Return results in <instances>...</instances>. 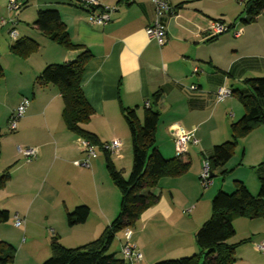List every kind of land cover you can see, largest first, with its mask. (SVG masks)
<instances>
[{
	"label": "crops",
	"instance_id": "0c3cea01",
	"mask_svg": "<svg viewBox=\"0 0 264 264\" xmlns=\"http://www.w3.org/2000/svg\"><path fill=\"white\" fill-rule=\"evenodd\" d=\"M10 1L0 0L4 68L0 177L9 175L0 186V210L10 216L8 222L0 223V241L18 243L32 253L27 261L16 264L45 262L52 256L54 238L66 248L94 242L120 213L121 193L108 170L105 152L96 147L91 168L77 166L86 154L82 138L64 123L61 93L56 85L36 84L47 66L74 62L86 50L92 57L85 66L82 88L94 110L86 128L101 144L121 141L120 151L111 153V160L125 177L132 171L133 147L124 109H137L140 121L148 108L159 111L156 145L167 159L175 158L173 138L179 130H194L199 140L182 158L191 161L189 171L162 178L150 191L158 201L132 228L131 242L143 255L137 264L200 253L196 235L212 215L213 198L220 190L233 192L235 181L259 195L264 175L263 125L240 140L230 162L215 171L210 187L202 186L200 175L204 159L212 156L216 145L231 139L232 124L245 115L236 94L218 102L217 92L226 88L250 93L246 81L264 77V15L244 23L245 3L238 0H168L178 13L166 21L168 41L161 47L146 34L155 19L151 0H100V8H115L106 26L92 25L79 0H17L22 5L17 17L9 9ZM42 10L58 11L72 42L82 48L67 50L37 30L34 23ZM210 20L242 29L243 34L235 38L230 31L210 40ZM14 29L16 39L10 35ZM24 38L39 44L26 58L11 51ZM193 86L197 89L192 90ZM24 99L30 101L27 112L16 134L9 135L10 116ZM18 147L36 148L38 157L28 163ZM82 205L90 209L88 219L70 226L68 213ZM16 214L24 219V227H15ZM233 224L236 234L229 243L237 244L236 264H264V252L255 248L264 242V218L238 217ZM121 234L117 250L126 241V231Z\"/></svg>",
	"mask_w": 264,
	"mask_h": 264
},
{
	"label": "trees",
	"instance_id": "16d2710c",
	"mask_svg": "<svg viewBox=\"0 0 264 264\" xmlns=\"http://www.w3.org/2000/svg\"><path fill=\"white\" fill-rule=\"evenodd\" d=\"M244 14V23H251L258 16L264 15V0L245 2ZM34 26L52 42L67 50L82 48L72 42L61 15L56 10L40 11ZM38 47L39 44L35 40L24 38L17 40L11 46V51L26 58ZM91 57V53L86 50L74 62L49 65L37 77L36 84L56 85L64 102L62 117L66 127L105 152L108 170L121 193L120 213L98 240L82 247L66 248L58 238H54L51 243L52 256L42 264H130L124 261L122 256L120 259L115 253L110 254L116 236L121 231H132L142 215L156 204L158 197L150 191L158 186L162 178L183 176L191 166L188 159L184 161L176 156L167 159L160 152L156 145L160 113L150 107L145 111L143 121H140L137 109H124L132 140L133 167L128 178L115 168L111 152L106 151L105 144H101L98 137L86 128L94 110L85 97L82 81L85 66ZM3 76L4 68L0 62V79ZM246 83L250 93L232 92L243 104L245 115L232 124L231 139L216 145L212 156L206 158L210 162L212 175L230 162L241 139L257 127L264 126V77L248 79ZM159 100L160 94L156 95V102ZM8 177L7 174L0 177V186ZM89 215L88 206H78L68 213V224L72 227L84 224ZM238 217L252 220L264 218V175L260 177L258 196H254L245 183L238 180L235 181L233 192L220 190L215 195L212 201V215L196 235L200 253L162 260L155 264H236L237 244H230L229 241L236 234L233 223ZM9 219V212L0 210V223H6ZM16 255L17 249L12 244L0 241V264H14Z\"/></svg>",
	"mask_w": 264,
	"mask_h": 264
},
{
	"label": "built area",
	"instance_id": "2783aa9c",
	"mask_svg": "<svg viewBox=\"0 0 264 264\" xmlns=\"http://www.w3.org/2000/svg\"><path fill=\"white\" fill-rule=\"evenodd\" d=\"M240 3H245L246 0H238ZM84 8L89 12V22L94 26H106L112 21V13L115 8L104 7L100 8V0H80ZM154 11L155 19L151 26L146 29V34L149 39L155 40L159 46L163 47L168 41V30H167V20L173 16H176L178 9L172 6L168 0H151ZM9 9L14 12L17 17L22 10V5L17 0H11L9 4ZM232 31L235 38H240L243 34L242 29H235L230 27L219 20H210L207 37L209 39L218 38ZM11 37L16 39L18 37L17 31L14 29L10 33ZM197 68L194 72H198ZM192 90H196L197 87H191ZM232 96V92L229 89L221 88L217 92V101L221 102ZM30 101L24 99L22 103L15 109L9 119L8 128L11 132H16L18 130V125L20 120L25 116ZM148 105V104H147ZM173 143L175 147V156L178 158H183L188 151L190 145L198 146L199 140L195 136L194 130L185 131L179 130L178 134L173 138ZM81 148L85 152L86 157L82 161H77L75 164L77 166H83L86 168H91V159L97 156L95 146L88 140L82 139ZM122 147V143L119 140H113L109 144L104 145V149L111 153L119 152ZM18 152L23 155L26 162L30 163L38 157V149L36 148H23L18 147ZM200 182L205 187L208 188L213 184L212 172L210 167V162L208 159H204L202 165V172L200 175ZM15 226L20 228L24 226L25 221L19 215H15ZM132 231L126 230V241L121 245L120 253L124 261L130 264L140 263L143 259V255L138 247L131 242ZM256 250L264 252V242L259 243L255 246Z\"/></svg>",
	"mask_w": 264,
	"mask_h": 264
},
{
	"label": "rangeland",
	"instance_id": "374dc122",
	"mask_svg": "<svg viewBox=\"0 0 264 264\" xmlns=\"http://www.w3.org/2000/svg\"><path fill=\"white\" fill-rule=\"evenodd\" d=\"M232 34H233V32H231ZM9 135H15L16 134V132H11L10 130H9V128H7V131H6ZM219 177V176H218ZM126 178H128V177H126ZM216 178H213V181L215 180ZM16 227V226H15ZM22 227H24V226H22ZM22 227H20V228H22ZM18 228V227H17ZM133 231V230H132ZM122 232V231H121ZM121 232L120 233H118L119 235L117 236V238H116V240L114 241V244H113V246H112V249H111V251H110V254H113V253H115L116 255H117V257L119 258V257H121V254H120V248H119V250H117V248H118V246H119V243H120V241H119V236L120 235H122L121 234ZM17 246H15V248L17 249V255H16V259H15V262H14V264H16L17 263V261H19V262H24V261H27L28 260V258L29 257H31V255H32V253L30 252V251H28V248H22V247H20L21 245H18V243H15ZM18 254H19V256H18ZM17 256H18V258H17Z\"/></svg>",
	"mask_w": 264,
	"mask_h": 264
},
{
	"label": "water",
	"instance_id": "95a60500",
	"mask_svg": "<svg viewBox=\"0 0 264 264\" xmlns=\"http://www.w3.org/2000/svg\"><path fill=\"white\" fill-rule=\"evenodd\" d=\"M212 177H214V175H212Z\"/></svg>",
	"mask_w": 264,
	"mask_h": 264
}]
</instances>
